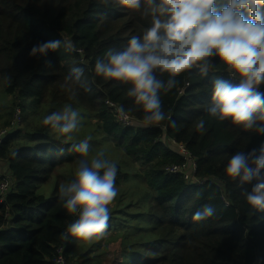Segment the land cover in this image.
Returning <instances> with one entry per match:
<instances>
[{
    "label": "trees",
    "instance_id": "1",
    "mask_svg": "<svg viewBox=\"0 0 264 264\" xmlns=\"http://www.w3.org/2000/svg\"><path fill=\"white\" fill-rule=\"evenodd\" d=\"M144 7L130 10L114 0H0V92L12 98L1 128L10 126L17 108L20 117L0 142L10 176L9 189L0 195V264H52L59 247L68 260L100 264L111 244L119 248L116 264H264V212L252 208L225 173L233 153L258 149L264 135L208 112L213 81L238 84L239 77L230 78L218 57L206 77L197 68L187 70L175 78L174 88L160 92L170 119L145 126L141 106L126 94L130 85L95 76V62L109 48L122 50L151 25ZM59 39L71 40L81 52L61 45L47 56L29 55L34 44ZM72 67L84 68L88 80L95 76L89 91L63 86ZM107 99L128 111L133 126L116 122ZM67 105L93 123L92 132L82 129L68 140L43 124L45 116ZM201 121L204 128L197 130ZM89 136L90 145L106 142L121 152L119 160L103 153L117 165L116 186L123 185L108 206L104 234L86 241L68 234L78 215L66 210L59 187L75 178L72 167L82 159L72 145ZM180 144L194 158L193 178L200 183L165 170L182 163ZM205 205L215 209L214 216L193 220Z\"/></svg>",
    "mask_w": 264,
    "mask_h": 264
},
{
    "label": "clouds",
    "instance_id": "2",
    "mask_svg": "<svg viewBox=\"0 0 264 264\" xmlns=\"http://www.w3.org/2000/svg\"><path fill=\"white\" fill-rule=\"evenodd\" d=\"M114 2L130 10H140L145 5L143 15L151 16V25L142 36H131L122 50L109 48L104 59L96 60L94 73L130 85L126 94L141 106L145 126L170 119L162 109L161 90L170 91L178 83L175 78L193 68L200 75L208 76L216 63L213 58L218 57L229 77H239V83L223 78L213 81L209 114L264 135V91L260 89L264 84V0ZM61 45L66 51H77L71 40L59 39L34 44L29 55L47 56ZM158 73H167L169 78L164 81ZM95 76L88 80L84 77V68L72 67L63 86L75 85L89 91ZM10 79L5 77L8 82ZM75 97L73 91L72 98ZM116 111L121 119L129 118L123 106ZM81 119L78 111L67 105L45 116L43 124L71 140L70 134L78 131ZM203 128L201 121L197 130ZM90 140L91 136L73 144L72 149L86 157L90 153ZM225 173L237 183L246 202L264 212V142L258 149L233 153ZM117 174V165L103 152L90 163L86 159L78 161L75 178L59 187V197L66 210L78 214V219L68 226V234L86 241L93 237L99 239L104 234L109 220L108 206L118 195ZM214 214L215 209L205 205L193 214V220L202 221Z\"/></svg>",
    "mask_w": 264,
    "mask_h": 264
},
{
    "label": "built area",
    "instance_id": "3",
    "mask_svg": "<svg viewBox=\"0 0 264 264\" xmlns=\"http://www.w3.org/2000/svg\"><path fill=\"white\" fill-rule=\"evenodd\" d=\"M78 52H81L80 49H77ZM228 73V72H227ZM105 103L110 108L111 113L113 114L114 119L118 124L124 127L133 126V118L129 115L127 120H123L119 117L116 109L120 107L115 102L107 99ZM19 110L18 108L15 111L14 117L9 127L0 129V142L6 134L11 131L15 126H17L20 122ZM178 150L182 155L183 161L181 164H172L165 167V170L170 173H180L185 180H194L198 183L200 181L193 178V174L196 171L195 161L192 155L188 152L184 145H178ZM10 187V176L5 170V165L2 163V159L0 157V195H4L6 191ZM52 264H78L75 261L68 260L63 253V249L61 247L56 249V255L53 259Z\"/></svg>",
    "mask_w": 264,
    "mask_h": 264
},
{
    "label": "rangeland",
    "instance_id": "4",
    "mask_svg": "<svg viewBox=\"0 0 264 264\" xmlns=\"http://www.w3.org/2000/svg\"><path fill=\"white\" fill-rule=\"evenodd\" d=\"M1 95V92H0V129L1 128V123L2 121H4L6 118H9L10 115H9V112H10V103H11V97L10 96H2ZM13 119V117H12ZM12 119L10 121V124L12 122ZM82 122H80V127L78 129V131H75V133H78L79 131H81L83 129V131L86 130L87 134L92 132L91 129H92V125L93 123L92 122H89V120H83L81 119ZM88 123V124H86ZM82 131V132H83ZM82 137V136H81ZM93 144H91V148H92ZM90 148V153L88 156L86 157H82V159H86L88 160L89 162H91V160L96 156V150L99 149L100 152H104L105 154L107 155H112V159L114 160V158L116 160H119L122 156L121 152H118L117 149L113 146V145H110L106 142H103V143H100V144H96L93 146V149ZM131 167V164L129 161H126V164L124 165V169L125 170H129ZM75 169H76V165L74 164V166L72 167V171L75 172ZM132 169L133 170H139V166L137 164H132ZM130 181L129 182H125L124 183V186L127 188L128 185H129ZM123 185L122 182H119V184L116 186L117 189H119L121 186ZM51 188V183H48L44 186L43 190L45 191L46 194H48L49 190ZM105 250L107 251L106 254H104L103 256V259L101 261L100 264H116V262H118L119 258H120V255L118 256V251H119V248H116V244H111L108 246V248L104 247ZM103 250V249H102ZM118 264V263H117Z\"/></svg>",
    "mask_w": 264,
    "mask_h": 264
},
{
    "label": "water",
    "instance_id": "5",
    "mask_svg": "<svg viewBox=\"0 0 264 264\" xmlns=\"http://www.w3.org/2000/svg\"><path fill=\"white\" fill-rule=\"evenodd\" d=\"M78 215V214H77Z\"/></svg>",
    "mask_w": 264,
    "mask_h": 264
}]
</instances>
